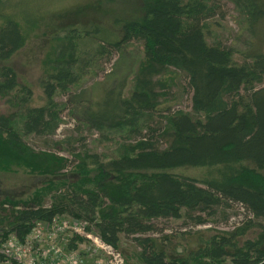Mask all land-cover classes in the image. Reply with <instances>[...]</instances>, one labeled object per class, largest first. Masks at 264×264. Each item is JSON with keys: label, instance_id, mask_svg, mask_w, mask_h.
I'll return each mask as SVG.
<instances>
[{"label": "trees", "instance_id": "1", "mask_svg": "<svg viewBox=\"0 0 264 264\" xmlns=\"http://www.w3.org/2000/svg\"><path fill=\"white\" fill-rule=\"evenodd\" d=\"M137 1L112 19L118 35L95 21L62 29L40 80L42 105H28L30 87L10 66H0V96L14 108L0 115V169L15 166L47 177L26 200L0 201L7 207L0 215V264L13 261L2 253L10 235L22 244L37 223L63 213L117 252L129 238L134 246L125 264H264V49L254 44L264 39V0H229L239 16L243 34L236 43L241 40L242 48L223 42L211 25L225 17L220 0ZM34 11L21 0H0V61L24 45L16 16L32 29L43 18ZM130 41L141 42L143 50L127 94L119 80L78 110L77 130L98 132L111 147L90 152L79 136L70 171L76 178L69 180L61 172L67 160L34 151L24 138L52 135L68 104L56 96L70 93L87 61L108 58ZM175 72L190 91L189 110L162 106ZM182 166L214 168L216 175L198 181L167 171ZM235 203L248 217L214 230L194 250L169 255L148 235L162 232L158 219L201 225L222 214L226 220ZM84 240L74 234L68 246Z\"/></svg>", "mask_w": 264, "mask_h": 264}, {"label": "rangeland", "instance_id": "2", "mask_svg": "<svg viewBox=\"0 0 264 264\" xmlns=\"http://www.w3.org/2000/svg\"><path fill=\"white\" fill-rule=\"evenodd\" d=\"M21 1L24 5L35 8L37 13L39 11L40 14L43 13V18L35 28L28 29L19 16H16L24 36V45L9 59L0 61V66H10L16 74L17 81L30 87L32 90V96L28 102L30 106H39L44 103L40 80L49 70L48 60L49 57H52L54 38L57 35H62V29L70 27L81 29L89 22L95 21L118 35L119 29L113 24L112 19L119 18L123 12L128 11L131 3L138 2L137 0ZM220 2L225 17L213 19L211 25L223 42L234 45L236 37L243 34L239 26V16L229 0H220ZM260 29L263 31L264 22L260 25ZM254 44L256 47L264 49V39L261 36L256 38ZM91 45L88 49L92 53L94 43ZM235 46L242 48L241 40ZM142 50L141 42L130 41L123 44L119 50L113 51L108 58L106 56L87 61L83 67L86 73L84 72L79 80L70 87V93L56 96L58 101L68 102V104L62 112L61 122L55 132L45 137L31 134L24 138L34 151H45L67 160L61 172L66 174L65 177L69 180L76 178V175H71L70 171L77 163L73 153L80 151L82 142L90 152H104L111 147V144L101 140L98 132L84 127L77 130L79 107L88 101L92 103L99 101L107 90L117 85L119 80L124 81V93L127 94L131 78L142 59ZM237 56L239 55L237 54ZM171 76L173 85L168 96L164 99L165 101L163 100L162 106L189 110L190 91L185 84L183 75L175 72ZM12 110L14 108L6 101V98L0 96V115H6ZM81 135L85 137L82 142L78 140ZM55 142L59 143L61 147H56ZM167 171L192 177L198 181L216 175L215 169L208 167L182 166L170 168ZM46 178L30 174L25 169L15 166H12V170L9 171L0 169V201L4 199L26 200L44 184ZM49 197L50 193L47 198ZM6 208L0 207V215L7 212ZM226 212L229 214L226 220L223 219L222 214H219L211 221L201 225L187 224L183 219H158L155 220V223L162 232L149 233L148 235L155 237L157 247H163L169 255L188 252L202 245L214 230H229L248 217L244 208L236 203L232 204V208ZM58 219L60 222L66 223L67 226H73L75 221L65 213L58 216ZM81 224L84 225V223ZM67 226H64L60 232H56L57 235L53 239V235L48 237L53 232L51 226L46 227L43 222L37 223L36 228L27 238L28 242L23 247L20 259L12 258L13 261L9 259L2 264H30L32 261L42 262L43 260L50 262L48 264H112L114 262L108 249L103 247L102 242L96 239V235L92 232H89L91 234L89 238L82 236L85 240L76 242L75 249L69 248L70 239L77 233ZM78 227L80 226L78 225ZM165 234H167L168 240L163 239ZM133 246L129 238H123L119 251L123 258V264H125L124 255L131 254Z\"/></svg>", "mask_w": 264, "mask_h": 264}, {"label": "built area", "instance_id": "3", "mask_svg": "<svg viewBox=\"0 0 264 264\" xmlns=\"http://www.w3.org/2000/svg\"><path fill=\"white\" fill-rule=\"evenodd\" d=\"M63 223L64 222H60L59 221L58 216L53 218L51 223H45L46 227H50L51 226V228L53 229V232L52 233L50 232L51 234L48 237L50 238L51 235H53V239H54L56 237V235H57L56 232H60L61 229H63L64 226H67L66 223H64V224ZM81 223H84V222H80V221L78 222L77 220H75L73 226H67V227L69 229H73V231L75 233H77L78 235H81V236H84V237H88V238L91 237V234L89 232L85 231V229H84L85 223H84V225L81 224ZM77 224L80 227H78ZM32 231L29 233V235L32 233ZM28 236H27V238H28ZM27 238H26V241L21 244V243H18L16 241L14 235H10L8 240H7V242H6V244H4V246L2 248V253L5 256L11 257L13 259H20V254L23 251V247H25L27 245V242H28ZM95 238L98 239L99 241H101L97 236H95ZM102 245H103L104 248L108 249V253L112 256V259L114 260V262L112 264H123V258L121 257L119 252L113 250L111 246H109V245H107L105 243L103 244V242H102ZM48 263H50V262H45L43 260L42 262H33L32 261L30 264H48Z\"/></svg>", "mask_w": 264, "mask_h": 264}]
</instances>
